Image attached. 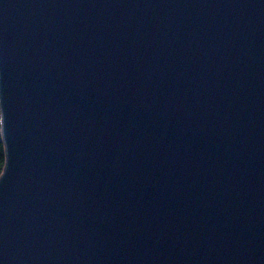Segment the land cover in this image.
<instances>
[{
    "label": "water",
    "instance_id": "water-1",
    "mask_svg": "<svg viewBox=\"0 0 264 264\" xmlns=\"http://www.w3.org/2000/svg\"><path fill=\"white\" fill-rule=\"evenodd\" d=\"M0 264H264V0H0Z\"/></svg>",
    "mask_w": 264,
    "mask_h": 264
},
{
    "label": "trees",
    "instance_id": "trees-1",
    "mask_svg": "<svg viewBox=\"0 0 264 264\" xmlns=\"http://www.w3.org/2000/svg\"><path fill=\"white\" fill-rule=\"evenodd\" d=\"M7 166L6 147L2 134V111L0 108V177L3 175Z\"/></svg>",
    "mask_w": 264,
    "mask_h": 264
}]
</instances>
